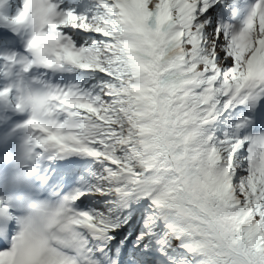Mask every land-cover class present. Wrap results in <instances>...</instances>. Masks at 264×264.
<instances>
[{
	"label": "snow or ice",
	"instance_id": "6c2138e0",
	"mask_svg": "<svg viewBox=\"0 0 264 264\" xmlns=\"http://www.w3.org/2000/svg\"><path fill=\"white\" fill-rule=\"evenodd\" d=\"M0 264H264V0H0Z\"/></svg>",
	"mask_w": 264,
	"mask_h": 264
}]
</instances>
